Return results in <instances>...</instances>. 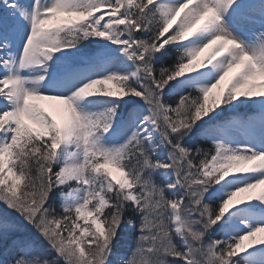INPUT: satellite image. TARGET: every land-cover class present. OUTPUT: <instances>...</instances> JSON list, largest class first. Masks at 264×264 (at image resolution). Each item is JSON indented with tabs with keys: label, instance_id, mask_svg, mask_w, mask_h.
<instances>
[{
	"label": "snow or ice",
	"instance_id": "snow-or-ice-1",
	"mask_svg": "<svg viewBox=\"0 0 264 264\" xmlns=\"http://www.w3.org/2000/svg\"><path fill=\"white\" fill-rule=\"evenodd\" d=\"M0 264H264V0H0Z\"/></svg>",
	"mask_w": 264,
	"mask_h": 264
},
{
	"label": "bare ground",
	"instance_id": "bare-ground-1",
	"mask_svg": "<svg viewBox=\"0 0 264 264\" xmlns=\"http://www.w3.org/2000/svg\"><path fill=\"white\" fill-rule=\"evenodd\" d=\"M46 105H47V102H44ZM259 192H260V189H257V190H255V193L254 194H259ZM245 243H247V241L245 242Z\"/></svg>",
	"mask_w": 264,
	"mask_h": 264
}]
</instances>
